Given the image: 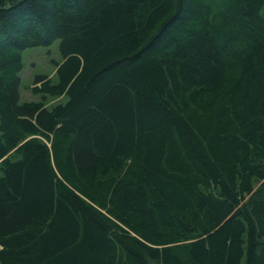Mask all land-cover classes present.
<instances>
[{
  "label": "trees",
  "instance_id": "trees-1",
  "mask_svg": "<svg viewBox=\"0 0 264 264\" xmlns=\"http://www.w3.org/2000/svg\"><path fill=\"white\" fill-rule=\"evenodd\" d=\"M0 264H264V0H0Z\"/></svg>",
  "mask_w": 264,
  "mask_h": 264
},
{
  "label": "rangeland",
  "instance_id": "rangeland-1",
  "mask_svg": "<svg viewBox=\"0 0 264 264\" xmlns=\"http://www.w3.org/2000/svg\"><path fill=\"white\" fill-rule=\"evenodd\" d=\"M61 41L57 40L49 47H33L23 51V70L20 73V103L30 101H42L40 95L33 92L34 82L37 76L44 75L58 82L57 64L63 62L60 50ZM45 102L49 108L66 102V98L47 97Z\"/></svg>",
  "mask_w": 264,
  "mask_h": 264
}]
</instances>
